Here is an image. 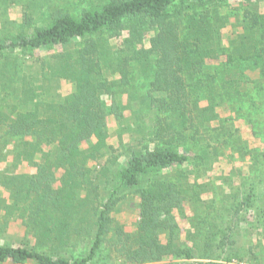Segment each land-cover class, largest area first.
I'll use <instances>...</instances> for the list:
<instances>
[{"label":"trees","instance_id":"16d2710c","mask_svg":"<svg viewBox=\"0 0 264 264\" xmlns=\"http://www.w3.org/2000/svg\"><path fill=\"white\" fill-rule=\"evenodd\" d=\"M226 3L74 0L43 11L39 0L37 15L25 4L21 22L5 16L3 28L13 27L0 33V217L25 233L0 244V264H94L103 250L131 264H230L244 259L232 234L255 202L248 260L264 252V149L255 145L264 141V0H243L241 15L222 14ZM55 46L52 61L32 54ZM29 66L73 90H37ZM121 93L145 108L149 126L118 152L107 121L123 123ZM215 175L232 221L182 238L186 208L192 226L197 214L213 215L205 182ZM126 197L137 207L134 230L112 216Z\"/></svg>","mask_w":264,"mask_h":264},{"label":"rangeland","instance_id":"374dc122","mask_svg":"<svg viewBox=\"0 0 264 264\" xmlns=\"http://www.w3.org/2000/svg\"><path fill=\"white\" fill-rule=\"evenodd\" d=\"M34 1H39V0H9V3L6 5L5 2L3 3V0H0V33L3 32V30L10 31L12 29V25H9L8 28L4 29L3 26L1 25L2 20L7 16L11 20H16L17 22L22 21L23 17V11L25 4L29 5L27 7L28 12H35L37 8L32 5ZM74 0H45V4L43 7L40 8V10H46L50 4H58V5H64L65 3H72ZM243 0H228V3L225 4V6H222L219 11L224 14H231L234 12H239V15H241V11L243 9L242 7ZM71 10L73 7H70ZM242 8V9H241ZM38 10V11H40ZM36 14V12L34 13ZM37 15V14H36ZM34 26V25H31ZM17 28V26H16ZM27 28V27H26ZM105 37H108V42H110L113 46L117 45L120 43V40L115 41L114 36H108L106 34H102ZM102 35H92V37H100L102 39ZM124 35V32H123ZM122 35V36H123ZM79 44L73 45L71 47V50H75L78 48ZM61 46H55L54 48L50 49H41V50H35L33 51V56L38 57L39 59H46V60H53L54 56L58 53L61 52L62 50ZM70 51V50H69ZM117 51L116 50H111V53H108V55H115ZM30 54L26 53L25 55H20L19 57H29ZM109 55V56H110ZM31 59V58H29ZM31 64H34L35 62H30ZM34 66V65H33ZM29 73H31V77H35L34 83L36 86L37 90H44L47 87V84L52 83V91L55 93H61L62 95L68 94L73 90V83L69 80H66L64 78H61L58 80V82H49L46 81V79H43L42 76H40L39 73L35 72L34 68L31 66L28 67ZM118 74L115 73L114 75H111L110 77H116L117 78ZM143 77H136L134 82L136 83H141L146 80ZM49 82V83H48ZM135 86V85H134ZM142 89L140 88H132L130 91H132V95L135 96V92H142ZM115 91L120 92L123 91L120 89L118 91L115 89ZM120 95V94H119ZM126 94L121 93L120 97L118 98L121 99L122 102V111L125 115L123 119V123H119L116 121V119L113 117V115L108 116V131H109V138L108 142L113 145L116 148V151H122L124 148H128V145H136L137 141L140 139L142 136L141 134H138L137 127H142L140 128L143 130L144 128H147L149 126V120L147 118L146 110L143 108V106L137 105L135 102H128L126 101ZM102 103L109 111L110 109V102H111V95L109 94H102ZM128 102V104H126ZM131 109L135 110V113H137L138 118L137 119H131L130 117V112ZM144 115V116H143ZM245 130V128H243ZM243 130V137H247V133ZM139 131V130H138ZM143 139V138H141ZM255 145L259 146L260 148L264 149V141L257 142ZM115 151V153H116ZM106 158L103 157L100 160V163L103 164L104 160ZM124 156L121 155L119 161L123 160ZM118 162V160H117ZM9 167V171L12 170L10 166L3 165L2 169H7ZM116 168L115 165L111 164L110 169L114 170ZM168 174V176L174 175L175 172H164L162 173V176H165V174ZM223 176L220 175H215L214 177L210 179H206L207 181L205 182V179L200 180V183L205 182L206 183V189L208 190L209 193L206 192V195H210L208 197H211L212 204L214 206V213L213 215H204L203 214L199 215L197 214L195 220L193 221V225L188 224L187 222V216L188 213L191 214V211L185 209L186 212V217L180 215L179 219V227H180V236L182 238H185L187 236L188 239H200L203 238L204 234L207 232L206 231V226L209 225H219L222 226L223 224H228L229 221H232V219L226 215L225 211L223 208H226L228 205H230V197L229 194L226 192V182L221 179ZM264 187V186H263ZM247 192V190H244ZM231 195V194H230ZM242 195V194H241ZM254 206L256 205V202L253 204ZM116 209L112 212V216L120 221L126 229L129 230H134V225L136 220L138 219L137 217V207L132 200L126 199L121 201L118 205H115ZM252 207H245L243 213L244 217L247 218L245 220V224L243 222L239 223L237 221V227L232 234L234 238H237V244L234 247L238 248V252L240 254V257L243 256L244 259L242 260H237V258L233 261L230 262V264H264V252L263 249L259 250L257 252V258L255 260H248L249 257L247 254V247L249 244L252 242V238L249 234L245 232V229L248 225H255V221L253 220L251 216V212L253 211ZM219 210H216V209ZM247 212V213H245ZM206 216V217H205ZM243 217V216H242ZM240 220V219H239ZM243 221V220H242ZM24 228L20 226V223L16 221L14 218H11L9 220H4L2 217H0V244L3 243H10V240H14L18 237L24 236ZM163 235V234H162ZM162 239L164 236H161ZM65 246V245H64ZM229 248V246H227ZM239 257V258H240ZM169 258L164 259L163 261H168ZM94 264H131L123 261L121 258H118L116 254L112 251L108 253V250H103L96 260H94ZM149 264V263H145Z\"/></svg>","mask_w":264,"mask_h":264}]
</instances>
